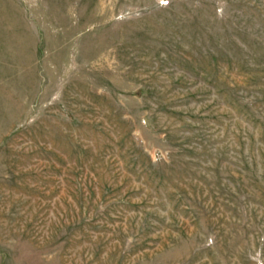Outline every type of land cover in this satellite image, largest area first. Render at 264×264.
Instances as JSON below:
<instances>
[{
	"label": "rangeland",
	"instance_id": "obj_1",
	"mask_svg": "<svg viewBox=\"0 0 264 264\" xmlns=\"http://www.w3.org/2000/svg\"><path fill=\"white\" fill-rule=\"evenodd\" d=\"M0 264H264V0H0Z\"/></svg>",
	"mask_w": 264,
	"mask_h": 264
},
{
	"label": "snow or ice",
	"instance_id": "obj_2",
	"mask_svg": "<svg viewBox=\"0 0 264 264\" xmlns=\"http://www.w3.org/2000/svg\"><path fill=\"white\" fill-rule=\"evenodd\" d=\"M163 2H165V3H166V2H167V0H163Z\"/></svg>",
	"mask_w": 264,
	"mask_h": 264
}]
</instances>
